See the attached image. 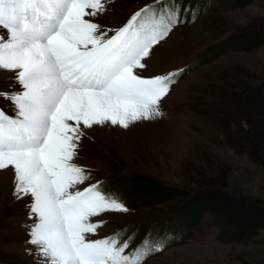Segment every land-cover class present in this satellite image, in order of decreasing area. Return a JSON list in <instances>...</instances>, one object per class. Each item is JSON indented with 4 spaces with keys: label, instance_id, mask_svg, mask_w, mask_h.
Masks as SVG:
<instances>
[{
    "label": "snow or ice",
    "instance_id": "6c2138e0",
    "mask_svg": "<svg viewBox=\"0 0 264 264\" xmlns=\"http://www.w3.org/2000/svg\"><path fill=\"white\" fill-rule=\"evenodd\" d=\"M105 10V0H0V70L15 71L21 87L0 92L14 113L0 110V170H14L17 198L31 197L28 242L43 264H143L165 247L145 237L127 251L131 238L119 232L86 239L106 223L90 218L129 209L98 184L77 188L88 178L72 163L81 125L127 128L161 116L178 75L135 72L181 22L178 8L154 0L115 30L91 19Z\"/></svg>",
    "mask_w": 264,
    "mask_h": 264
},
{
    "label": "rangeland",
    "instance_id": "374dc122",
    "mask_svg": "<svg viewBox=\"0 0 264 264\" xmlns=\"http://www.w3.org/2000/svg\"><path fill=\"white\" fill-rule=\"evenodd\" d=\"M142 1L114 0L91 19L105 26H117L151 0ZM188 1L166 0L177 2L183 20L151 49L142 61L145 67L135 69L136 74L151 78L174 72L177 66L187 65L223 37L238 36L253 20L264 18V0H239L234 6L229 5L230 0L223 5L217 0H190V5L202 3L201 12L189 10ZM206 3L211 5L209 9ZM237 67L264 77V45L248 52L228 49L214 60L175 77L168 94L160 101L161 116L130 123L127 128L110 123L101 130L95 126L83 128L72 163L84 167L88 178L77 188L106 179L107 183H98L100 190L116 195L129 209L90 218L92 222L106 221L95 235L90 234L92 238L101 239L117 232H122V239L135 235L127 251L139 245L146 234L162 240L163 250L149 255L143 264H264V230L254 242L242 244L216 240L215 228L207 225L205 219L188 230L176 224L163 227L186 208L195 194L197 185L190 181H196L192 169L199 164L226 170L230 190L264 200L263 171L219 142L208 126L210 111L217 103L212 100L215 91L234 81L231 75ZM15 77V71L0 70V92L20 91ZM0 110L14 115L11 101L2 96ZM130 174L176 187L180 194L164 203L145 204L140 194L130 197L127 190L113 185L118 178ZM13 178L11 167L0 170V264H43L37 247L28 242L33 224L28 207L31 197L17 198L13 194Z\"/></svg>",
    "mask_w": 264,
    "mask_h": 264
},
{
    "label": "trees",
    "instance_id": "16d2710c",
    "mask_svg": "<svg viewBox=\"0 0 264 264\" xmlns=\"http://www.w3.org/2000/svg\"><path fill=\"white\" fill-rule=\"evenodd\" d=\"M219 2L225 4L226 0ZM238 3L239 0L229 1L231 6ZM188 5L190 7V0ZM199 5L204 9L201 2L195 4ZM263 45L264 18L253 20L240 35L225 36L202 50L191 59L185 71L214 60L228 49L248 52ZM233 78L234 81L227 82V87L215 91L216 96L212 100L217 103L210 111L212 116L208 126L219 142L226 144L236 154L247 157L264 173V77L237 67L231 75ZM199 166L192 169L196 181H190L197 185L195 194L186 208L163 227L176 224L174 226L180 225L188 230L205 219L207 225L215 228L216 240L222 243L254 242L264 230V200L230 190L226 170L209 167L208 163ZM113 185L117 189L127 190L130 197L140 194L148 205L167 202L180 194L176 187H166L162 182L138 174L118 178Z\"/></svg>",
    "mask_w": 264,
    "mask_h": 264
},
{
    "label": "bare ground",
    "instance_id": "6f19581e",
    "mask_svg": "<svg viewBox=\"0 0 264 264\" xmlns=\"http://www.w3.org/2000/svg\"><path fill=\"white\" fill-rule=\"evenodd\" d=\"M217 1H219V0H217ZM108 124L109 123H106L104 125H94V126H95V128H99L101 130V129H104L106 127V125L108 126ZM81 129L85 131V129H83V126L82 125H81Z\"/></svg>",
    "mask_w": 264,
    "mask_h": 264
}]
</instances>
